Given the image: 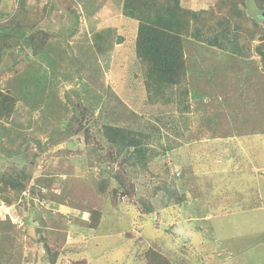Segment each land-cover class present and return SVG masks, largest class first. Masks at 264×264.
Masks as SVG:
<instances>
[{
    "label": "rangeland",
    "instance_id": "rangeland-1",
    "mask_svg": "<svg viewBox=\"0 0 264 264\" xmlns=\"http://www.w3.org/2000/svg\"><path fill=\"white\" fill-rule=\"evenodd\" d=\"M124 1L0 0V34H6L0 37V93L9 98L0 97V174L25 170L30 178L11 205L0 196V264H50L54 257L55 264H141L138 252L147 245L164 249L172 260L187 257V264H264V69L258 53L249 52L252 63L245 69L231 51L209 45L213 32L203 42L186 38L191 89L212 84L215 69L214 76L225 78L220 65L226 61L236 71H226L227 79L215 83L225 86L222 100L230 96L226 121L214 133L197 121L186 126L188 113L181 115L175 103L148 99L136 58L138 25L123 14ZM218 1L185 3L198 11L214 8L212 26H217L235 0ZM239 7L246 10L242 3ZM243 19L241 27L252 29L250 18ZM39 30L49 39L44 51L34 54L31 35ZM105 31L108 41L97 51L96 35ZM256 38L251 44L261 43ZM240 90L245 97L237 96ZM244 98L252 103L248 110L237 105ZM217 101L205 98L202 105L216 114ZM191 102L196 110L199 102ZM254 113L263 121L249 133ZM105 123L154 140L147 166L129 169L134 184L120 187L117 199L111 194L117 181L104 188L101 180L120 171L127 156L118 158L110 148ZM239 124L243 133L236 137ZM51 172L58 175L49 192L42 183ZM173 179L187 199V213L205 210L209 224L218 217L204 247L195 242L198 231L185 233L184 222L177 223V216L184 218V204L157 203L158 210L146 213L137 200L150 195L160 201L156 187ZM90 208L104 212L97 228ZM32 211L42 213L40 224ZM167 214L170 221L164 220ZM172 224L182 230L172 231Z\"/></svg>",
    "mask_w": 264,
    "mask_h": 264
},
{
    "label": "trees",
    "instance_id": "trees-1",
    "mask_svg": "<svg viewBox=\"0 0 264 264\" xmlns=\"http://www.w3.org/2000/svg\"><path fill=\"white\" fill-rule=\"evenodd\" d=\"M220 1L221 0L216 4H221ZM222 2H224V0H222ZM241 3L246 10L242 11L239 7ZM233 6L234 7L229 11L230 14L227 15V18L223 17L221 21L217 22V26H212V19L214 18L212 10H215L214 8H210L212 10L203 9L198 11L190 6H186L185 0H125L122 9L123 14L131 21H136L138 25L135 40L136 58L138 60L137 62L141 65V77L145 84L149 101L151 103H156L159 99H162L171 102V104L175 103L181 115L188 113L185 117L186 126H188L190 121H197L200 125L203 124L201 125L203 129H206L211 133H214V131L217 130L218 124L221 123V120L226 121V115L228 114L226 109L229 106L226 102L230 97L226 95V101L222 100L220 94H226L221 92L225 86L219 88L215 83L227 79L226 76L229 73L226 71L235 73V66L232 65L231 61L222 63L220 67L224 70L222 73L225 75V78L220 79L219 74L214 76L215 69L210 77L212 78V84H209L208 86L205 85L204 90H201L200 88L194 90L191 89L188 77L189 68L187 65L186 38L196 39L203 42V40L207 38L206 34L213 32L212 37L208 39L209 45L231 51L232 58L239 60L240 63L242 62L244 68L245 66H249L248 68H250V63L252 62H248L249 59H247V57L249 56V52L254 53L255 51L258 53L262 63V69H264V25L257 18V15L261 11H264V0H250L249 2L246 0H235ZM217 8L218 11L222 10V5H220V8L217 5ZM243 18H250L252 21V29L244 30L241 27V22L244 21ZM226 24H229L228 27H226ZM261 24L263 26H261ZM218 27L221 28L218 29ZM107 32L108 31H105L104 35H96L95 44L97 51L98 49L104 51L103 44L108 41ZM4 35L6 34H0V37ZM256 36L259 37L261 43L254 45V41L258 40ZM240 37L246 38L249 43H241L239 41L241 40ZM48 39L49 34L44 30H39L31 35L30 41L32 48L34 49V54H41L40 52L44 51ZM227 41L231 46L227 47ZM251 42L254 43L251 44ZM119 43H122V38H120ZM237 74L238 76L239 74L240 76L245 74L248 76V72H239ZM237 74L235 76H237ZM207 75H209V71H207ZM234 77L232 76L228 81H233ZM198 87H200V85H198ZM239 95L245 97L246 93L240 90L237 96ZM0 97L3 98L2 100L9 99L7 93L4 92L0 93ZM205 98H208L213 102L218 100L216 104L220 109L216 114H212L204 105H202ZM193 99L199 102L196 110H194L191 102ZM245 99L246 98L241 99V102H238L237 105L248 110V107H251L252 103L244 102L246 101ZM250 116L252 117V120L255 121L252 122L250 129H247V132L257 130V125L254 126L255 123L261 124L263 121L262 120L258 123L255 113L250 114ZM262 124L264 125V122ZM224 128L225 125L222 128V131L225 130ZM153 129L157 130L160 129V127H153ZM241 130V124H239L234 130L235 133L232 134L239 137L241 133H243ZM102 132L105 139L109 142L110 148L114 150L118 158L123 155L127 156L125 158L126 163L122 164L123 167L120 171L117 170L109 176L105 175L101 180L103 181L102 186L104 188L108 186L109 182H112L113 180L117 181L118 186L117 188H113L111 193L112 197L117 199L120 195L119 190H121L122 187L131 189L130 185L134 184L131 181L132 176H129L132 174L131 172H133L131 170L139 166H147L148 159L153 155V149L150 148H152L151 143L154 140H148L146 138L147 136L142 132L137 133L127 127L109 123L102 125ZM225 132L227 131L225 130L224 132H221V134H224ZM95 151L96 149L94 148L93 152ZM220 161L221 159L217 158V163ZM62 173H66V171ZM57 175L58 174L51 172L49 175H45L49 177L43 176L48 180H44L42 183V189L50 192L52 182L57 179ZM28 179L30 178L25 170L6 175L0 174V196H2L3 202L11 205L14 202V199L18 197L21 192L26 190V182ZM175 181L176 180L173 179L171 184L164 181L162 185L159 184L156 187L155 193L161 192L162 194L160 201L155 200L157 201L155 202L150 198H147L150 197V195L146 197H138L137 200L141 203L142 210L146 213H152L158 210L157 208H159V206L164 208V206L171 201L180 205L184 204V201L187 199L184 197L185 195L179 196L177 183ZM99 192L103 195H107L106 189H99ZM42 193L43 195L41 199L44 200L47 192L42 191ZM50 201H53V199ZM54 202L60 204L57 201ZM157 203L159 206H156ZM61 204L63 203L61 202ZM191 207L194 208L195 206ZM187 208L188 206L184 204V213L182 215L184 218L177 216V221H184L185 219L190 220L189 218H196L206 214L205 210L198 211V213L201 212L202 214H198V216L192 212L187 213ZM206 210L208 211L209 209L206 208ZM84 211H89L88 213L92 220L91 224L94 228H97L99 226L98 224L101 215L104 214L102 209L90 208L88 211ZM35 214V217L39 220L40 224L39 216H42V213L37 212ZM31 217H33V215ZM164 220L170 221L171 216L168 214L165 215ZM192 220L193 219H191V221ZM44 223L45 222L42 224ZM178 227L179 226L172 224L171 230L175 232ZM163 251L164 249L157 250L154 246L147 245L141 253L138 252L140 260H142L141 264H187L190 262L187 257L184 261L177 257L172 260L170 255ZM55 259V257L52 258L50 264H55Z\"/></svg>",
    "mask_w": 264,
    "mask_h": 264
},
{
    "label": "crops",
    "instance_id": "crops-1",
    "mask_svg": "<svg viewBox=\"0 0 264 264\" xmlns=\"http://www.w3.org/2000/svg\"><path fill=\"white\" fill-rule=\"evenodd\" d=\"M160 185H162V183H160ZM257 211H259V212L261 211L262 212L263 210H262V208H260V209H257ZM208 217L203 214V216H199V217H196V218H194V217L193 218H189L190 220H186L185 219L184 221H181V223H180V221H177V223L178 224H182L184 222V225L187 227L184 230L185 233L189 234L190 230L192 231V233H193L194 230L198 231L199 235H198V237H197L195 242H199V246L204 247V243H205L207 237L209 236V233L215 231V228H213V227L216 224L217 220L214 221L213 219H218V217H216V218L212 217L213 219L210 220L212 223L209 224V222L206 221V218H208ZM191 219H193V220L191 221ZM201 223H202V225H200ZM178 226H179L178 228L180 230H182L180 225H178ZM220 228L221 227H219V229ZM233 238H235V237H231L230 239H233Z\"/></svg>",
    "mask_w": 264,
    "mask_h": 264
},
{
    "label": "water",
    "instance_id": "water-1",
    "mask_svg": "<svg viewBox=\"0 0 264 264\" xmlns=\"http://www.w3.org/2000/svg\"><path fill=\"white\" fill-rule=\"evenodd\" d=\"M260 13L257 15V18H258V20H261L264 23V11H261Z\"/></svg>",
    "mask_w": 264,
    "mask_h": 264
}]
</instances>
